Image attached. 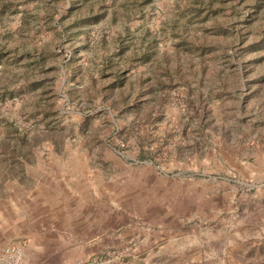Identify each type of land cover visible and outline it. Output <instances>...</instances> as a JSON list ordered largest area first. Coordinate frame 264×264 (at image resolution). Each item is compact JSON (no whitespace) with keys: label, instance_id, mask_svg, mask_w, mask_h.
Returning a JSON list of instances; mask_svg holds the SVG:
<instances>
[{"label":"rangeland","instance_id":"374dc122","mask_svg":"<svg viewBox=\"0 0 264 264\" xmlns=\"http://www.w3.org/2000/svg\"><path fill=\"white\" fill-rule=\"evenodd\" d=\"M264 264V0H0V264Z\"/></svg>","mask_w":264,"mask_h":264},{"label":"built area","instance_id":"2783aa9c","mask_svg":"<svg viewBox=\"0 0 264 264\" xmlns=\"http://www.w3.org/2000/svg\"><path fill=\"white\" fill-rule=\"evenodd\" d=\"M15 262H16V264H21V262H20V259H19V258H17Z\"/></svg>","mask_w":264,"mask_h":264}]
</instances>
